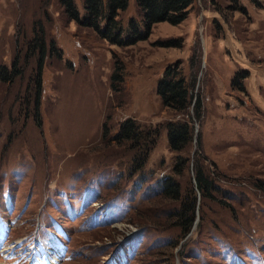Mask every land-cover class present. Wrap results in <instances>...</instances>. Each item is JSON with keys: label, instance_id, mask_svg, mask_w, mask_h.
I'll use <instances>...</instances> for the list:
<instances>
[{"label": "rangeland", "instance_id": "1", "mask_svg": "<svg viewBox=\"0 0 264 264\" xmlns=\"http://www.w3.org/2000/svg\"><path fill=\"white\" fill-rule=\"evenodd\" d=\"M119 17L124 28L140 20L134 0ZM35 22L61 52L45 56L38 102L37 58L24 61ZM16 54L21 73L0 79V264H264V0H193L181 23L157 22L125 46L67 18L58 0H0V67ZM169 64L201 99L180 152L165 128L179 113L156 92ZM240 70L244 92L231 85ZM128 118L151 132L135 171L136 147L113 139ZM177 154L189 157L181 173ZM197 163L216 185L208 195ZM167 176L183 197L195 192L183 235L157 187Z\"/></svg>", "mask_w": 264, "mask_h": 264}, {"label": "trees", "instance_id": "2", "mask_svg": "<svg viewBox=\"0 0 264 264\" xmlns=\"http://www.w3.org/2000/svg\"><path fill=\"white\" fill-rule=\"evenodd\" d=\"M134 2L139 9L141 18L140 20L130 18L124 28L119 16L122 11L127 9L129 0H82L81 9L78 8L74 0H58L67 18L74 20L80 26L91 28L101 38L118 46L131 45L141 39H146L150 34V29L157 22L181 23L188 16L193 4V0H134ZM32 31V36L26 42L24 61L32 56L37 58L35 78L37 81L36 101L38 102L40 76L45 56H55V53L60 56L61 52L54 42L46 41L42 25L37 22L33 23ZM19 59L20 57L16 54L10 68L4 65L0 67V79L10 82L14 75L21 73L22 68L18 67ZM116 65L112 78L114 80L116 78L120 82L122 66H118V62ZM248 74L247 70L235 72L231 85L242 92L246 91L243 80ZM156 92L162 104L179 113L180 116L165 124L169 148L174 152L186 150L192 143L193 117L199 120L201 116L200 96L193 94L191 86L177 64H169L165 67L157 82ZM36 112H38V104ZM150 133L147 131V134L144 135V129H140L134 119L128 118L120 123L119 129L113 136V139L119 144L130 142L132 147H136L137 153L133 159L131 171L140 170L144 166L147 149L152 144L149 138ZM177 158L173 164V170L181 173L184 166L187 165L189 157L177 154ZM194 178L196 187L203 194L208 195L211 190L216 189L212 178L203 171L198 163ZM157 187H159L163 198L176 202L172 212V221L180 227L182 235L188 233L195 220V192L192 191L191 198L187 195L183 197L179 183L172 176L159 180ZM176 244L172 243L171 245Z\"/></svg>", "mask_w": 264, "mask_h": 264}, {"label": "bare ground", "instance_id": "3", "mask_svg": "<svg viewBox=\"0 0 264 264\" xmlns=\"http://www.w3.org/2000/svg\"><path fill=\"white\" fill-rule=\"evenodd\" d=\"M4 230H2V233H3ZM53 243L57 242L55 239L52 240ZM48 264H51V263H48Z\"/></svg>", "mask_w": 264, "mask_h": 264}, {"label": "crops", "instance_id": "4", "mask_svg": "<svg viewBox=\"0 0 264 264\" xmlns=\"http://www.w3.org/2000/svg\"><path fill=\"white\" fill-rule=\"evenodd\" d=\"M258 89H259V87H258Z\"/></svg>", "mask_w": 264, "mask_h": 264}]
</instances>
